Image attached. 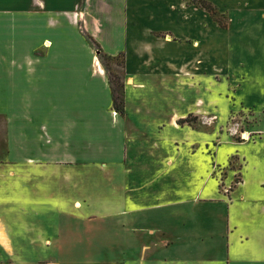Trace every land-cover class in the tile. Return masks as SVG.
I'll use <instances>...</instances> for the list:
<instances>
[{"label":"crops","instance_id":"crops-1","mask_svg":"<svg viewBox=\"0 0 264 264\" xmlns=\"http://www.w3.org/2000/svg\"><path fill=\"white\" fill-rule=\"evenodd\" d=\"M161 1L165 6L157 9L158 0H0L6 148L0 199L33 201L44 194L42 199L48 195L53 201L51 208L54 169L75 191L92 170L124 165L127 123L145 135L157 126L153 122L168 117L169 129H182L175 121L184 113L172 109L156 116L152 106L139 103L142 77L152 78L158 88L149 91L151 101L177 103L184 99V83L200 87V81L214 83L219 76L231 95L225 96L231 103L227 113H264V0H204L225 16L224 28L193 0ZM167 19L184 33L160 28ZM151 22L155 27H143ZM84 30L101 53L124 57L122 74L132 84L123 85V99L125 104L129 91L137 100L135 119L125 107L123 115L113 109L102 65L87 58ZM215 101L213 94L196 95L191 110L197 115L205 105L204 112L213 114ZM241 132L247 140H236ZM219 136L222 140H214L220 144L212 143L209 150L216 152L222 143L232 150L221 164L208 157L214 152L206 150L197 159L195 145L187 150L168 139L158 174L139 165L128 188L143 182V202L137 206L129 199L125 225L144 232L138 238L134 234V245L156 248L130 263L264 264V130L230 127L220 129ZM157 191L160 199H149ZM59 199L72 206L66 196ZM13 238L0 213V246L12 245Z\"/></svg>","mask_w":264,"mask_h":264},{"label":"rangeland","instance_id":"rangeland-1","mask_svg":"<svg viewBox=\"0 0 264 264\" xmlns=\"http://www.w3.org/2000/svg\"><path fill=\"white\" fill-rule=\"evenodd\" d=\"M158 3L157 9L165 6L161 0H158ZM169 12L174 15L172 11ZM214 18L220 20L222 25L226 24L225 16L218 13L217 10ZM199 25L203 26L202 21H199ZM148 26L153 28L155 24L151 22V24L143 25L146 29ZM159 27H170L172 33L178 36L184 33L180 27L176 26L174 19L173 21L167 19ZM82 35L85 36L89 46L88 60L95 64H97L95 59L99 61L107 76L112 95L114 97L121 95L123 88L121 89L119 84H132L131 80L122 74L124 57L116 58V55L108 56L99 53L101 48L96 46L94 40L87 35L85 30ZM201 80L207 81V78L201 77ZM141 81L143 85L140 100L138 99L139 103L146 107L152 106L153 115L157 114L156 116L165 115L172 109H177L180 114L184 113L183 117L175 121L182 129H169L166 126L167 121L170 120L168 117L159 118L153 122L157 126L164 124L162 129H156L157 126H153L152 132L145 135L133 130L127 123V149H125L127 154L124 165H107L99 172L91 169L88 181L75 191L72 189V183L61 178L60 170L54 169L55 181L50 184L55 186V204H52L51 208L48 205L53 201H48V195L42 199L44 194H40L41 199H33V201L27 198L13 197L0 199L2 202L0 213L15 238L12 240V245L0 246V264H134L129 260L134 257L141 258L156 248L154 245H134V234L138 238L144 232L136 231L134 233L128 229L125 223L129 199L134 200L136 205L139 200L143 202V182H137L134 188H128L135 173L139 171V165L149 168L148 172L154 168L155 174H158V171L161 170V159L166 153L164 145L168 139H175V143L183 144L187 150L195 145L193 150L196 153L192 154V157L196 156L197 159H201L200 156L202 154L206 156V150L213 147L212 143H218V140L214 139L215 137L220 138V129L222 131L224 128L238 127L241 130L244 128L264 130V113L254 114L240 109H231L229 113L226 112L231 103H228L225 96L228 95L230 98L231 95L225 94L228 88H225L224 83L222 85V82H219V76H216L214 83L207 81L203 84L200 81V87L193 85L194 81L184 83L182 87L184 99H180L177 103L166 100L151 101L153 98L150 97L149 91L153 90L156 93L158 88L150 77H142ZM127 94L125 104L123 97H120L121 101L116 99L115 105L112 107L115 110L125 107L126 115L135 119L138 117L136 113L138 103L134 96L129 95V91ZM200 94L215 96L216 101L210 109L213 114L208 115L207 111L204 112L205 105L201 106V112L197 115L191 110L195 96ZM155 99H158L157 94ZM116 112L119 114V111L116 110ZM242 136L244 139V134ZM236 137V140L244 141L240 134ZM220 140L222 139L220 138ZM218 145L216 152L209 150L210 155L213 152L215 155L208 156L213 159L215 164H221L226 154L232 151L224 143L219 148ZM145 146L147 147L146 153H143ZM5 152V120L0 116V161L5 158ZM234 162L235 160L230 162L231 168L235 167ZM62 172L64 171L62 170ZM114 174H117L122 182ZM219 188L222 189L221 184H219ZM156 193L149 199L158 201L160 199L159 192ZM62 194L71 200V207L68 205V199H66V203L59 199L60 196H63ZM74 200L77 201L73 203Z\"/></svg>","mask_w":264,"mask_h":264},{"label":"trees","instance_id":"trees-1","mask_svg":"<svg viewBox=\"0 0 264 264\" xmlns=\"http://www.w3.org/2000/svg\"><path fill=\"white\" fill-rule=\"evenodd\" d=\"M193 2H195V3H197L198 4V6H200L201 8H203V9H205L213 18H214V16H216V9H215V7H213V5H211L210 3H208V2H206V1H204V0H193ZM214 20L219 24V26H221V27H225V25H222V23L220 22V20H218L217 18H214ZM100 52H102L101 50H99V53ZM116 58L117 57H122V55L121 54H119V55H117V56H115ZM112 58H114V57H112ZM119 86L121 87V89L123 88V85H120L119 84ZM120 97H123V92H121V95H118V96H113L112 95V100H113V105H115V101H116V99L117 100H119V102L121 101L120 100ZM115 110V109H114ZM116 110L117 111H119V114L120 115H123V113H124V109L123 108H116ZM115 110V111H116Z\"/></svg>","mask_w":264,"mask_h":264},{"label":"bare ground","instance_id":"bare-ground-1","mask_svg":"<svg viewBox=\"0 0 264 264\" xmlns=\"http://www.w3.org/2000/svg\"><path fill=\"white\" fill-rule=\"evenodd\" d=\"M243 134H244V139H243V136H242ZM243 134L241 135L242 136V139L243 140L247 139V134H245V133H243Z\"/></svg>","mask_w":264,"mask_h":264},{"label":"built area","instance_id":"built-area-1","mask_svg":"<svg viewBox=\"0 0 264 264\" xmlns=\"http://www.w3.org/2000/svg\"><path fill=\"white\" fill-rule=\"evenodd\" d=\"M239 134H240V137L242 138V136H241V135L243 134V132H241V133H239ZM242 140H243V139H242Z\"/></svg>","mask_w":264,"mask_h":264}]
</instances>
